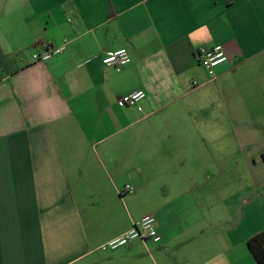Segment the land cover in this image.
I'll return each mask as SVG.
<instances>
[{"label": "crops", "instance_id": "0c3cea01", "mask_svg": "<svg viewBox=\"0 0 264 264\" xmlns=\"http://www.w3.org/2000/svg\"><path fill=\"white\" fill-rule=\"evenodd\" d=\"M262 231L264 0H0V264H256Z\"/></svg>", "mask_w": 264, "mask_h": 264}, {"label": "built area", "instance_id": "2783aa9c", "mask_svg": "<svg viewBox=\"0 0 264 264\" xmlns=\"http://www.w3.org/2000/svg\"><path fill=\"white\" fill-rule=\"evenodd\" d=\"M59 51L60 49H48L41 55H35L34 59L45 60L51 55L57 54ZM195 55L198 64L205 70L209 77H214L215 68L227 60L225 52L219 45L210 47L202 46L196 50ZM129 63L130 58L125 49L107 52L104 55V64L106 67L122 70ZM144 97L145 94L142 90H136L118 98L116 104L121 108L132 107L138 104ZM129 189L130 188L126 186L125 190ZM135 240L144 244L148 241L152 243H159L161 241V236L156 229L155 218L153 216L148 215L141 218L132 225L130 230L102 244L100 250H116L118 248L127 247Z\"/></svg>", "mask_w": 264, "mask_h": 264}, {"label": "trees", "instance_id": "16d2710c", "mask_svg": "<svg viewBox=\"0 0 264 264\" xmlns=\"http://www.w3.org/2000/svg\"><path fill=\"white\" fill-rule=\"evenodd\" d=\"M247 248L256 264H264V231L251 237L247 241Z\"/></svg>", "mask_w": 264, "mask_h": 264}, {"label": "rangeland", "instance_id": "374dc122", "mask_svg": "<svg viewBox=\"0 0 264 264\" xmlns=\"http://www.w3.org/2000/svg\"><path fill=\"white\" fill-rule=\"evenodd\" d=\"M244 182H247V180H245Z\"/></svg>", "mask_w": 264, "mask_h": 264}]
</instances>
